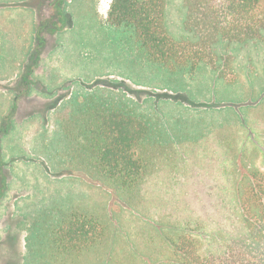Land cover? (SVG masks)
Listing matches in <instances>:
<instances>
[{
	"label": "rangeland",
	"instance_id": "obj_1",
	"mask_svg": "<svg viewBox=\"0 0 264 264\" xmlns=\"http://www.w3.org/2000/svg\"><path fill=\"white\" fill-rule=\"evenodd\" d=\"M112 2L0 0V264H45L35 225L70 211L107 225L81 264H167L164 225L189 211L217 222L239 168L264 172V39L224 55L235 71L228 83L221 60V77L204 64L171 72L140 61L130 32L110 27ZM182 6L168 1L175 36ZM90 95L153 126L149 171L134 194L117 196L83 167L76 110Z\"/></svg>",
	"mask_w": 264,
	"mask_h": 264
},
{
	"label": "trees",
	"instance_id": "obj_2",
	"mask_svg": "<svg viewBox=\"0 0 264 264\" xmlns=\"http://www.w3.org/2000/svg\"><path fill=\"white\" fill-rule=\"evenodd\" d=\"M168 1L112 2L107 23L130 32L133 50L144 63L171 72H194L204 64L218 74L221 60L228 83L235 71L224 55L264 39V0H182L181 36L169 28ZM77 106L88 177L117 196L136 193L149 171L151 157L145 153L153 144L151 122L125 104L92 95ZM236 185L214 209L217 222L188 210L162 224L172 248L167 264H264V172L256 166L239 168ZM34 233V248L45 264H81L104 243L108 231L95 216L70 211L39 220ZM114 258L108 256L104 264H118Z\"/></svg>",
	"mask_w": 264,
	"mask_h": 264
},
{
	"label": "crops",
	"instance_id": "obj_3",
	"mask_svg": "<svg viewBox=\"0 0 264 264\" xmlns=\"http://www.w3.org/2000/svg\"><path fill=\"white\" fill-rule=\"evenodd\" d=\"M39 23H38V16H37V22L35 24V27H34V31H33V34L31 35L32 36V39H31V42H34V35L37 34V27H38ZM44 39V38H43ZM33 43L30 45V48L32 47ZM22 61H23V65H25L27 62H28V56H23L22 57Z\"/></svg>",
	"mask_w": 264,
	"mask_h": 264
}]
</instances>
